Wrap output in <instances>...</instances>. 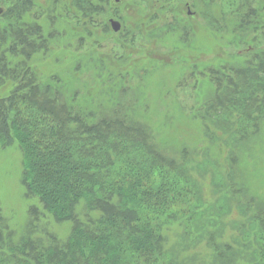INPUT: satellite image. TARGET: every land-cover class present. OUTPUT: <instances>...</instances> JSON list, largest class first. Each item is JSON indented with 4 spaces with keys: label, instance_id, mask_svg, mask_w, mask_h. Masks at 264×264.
<instances>
[{
    "label": "rangeland",
    "instance_id": "374dc122",
    "mask_svg": "<svg viewBox=\"0 0 264 264\" xmlns=\"http://www.w3.org/2000/svg\"><path fill=\"white\" fill-rule=\"evenodd\" d=\"M76 1L36 0L26 14L50 38L49 50L32 59L39 78L59 86L68 101L77 94V104L99 114L125 113L150 131L160 150L185 161L198 187L201 213H184L165 224L168 247L189 245L187 257L205 254L209 233L216 231L217 242L230 243L239 253L234 264H256L248 252L257 251L264 228V108L253 113H262L254 122L241 123V112L235 111L226 125L220 120L225 110L215 112L209 105L217 70L260 65L264 0H94L99 11L92 21ZM11 5L0 0V14ZM111 19L121 23L120 30L112 28ZM23 163L17 141L0 147V210L13 238L33 225L37 238L67 237L70 225L26 196ZM244 231L249 248L241 251Z\"/></svg>",
    "mask_w": 264,
    "mask_h": 264
},
{
    "label": "trees",
    "instance_id": "16d2710c",
    "mask_svg": "<svg viewBox=\"0 0 264 264\" xmlns=\"http://www.w3.org/2000/svg\"><path fill=\"white\" fill-rule=\"evenodd\" d=\"M8 1L11 7L0 14V147L19 143L26 196L70 230L65 238L50 233L44 240L32 235L33 225L15 240L0 210V264H234L239 253L217 242L216 231L209 233L205 254L187 257L189 245L168 247L165 224L201 213L187 164L160 150L150 131L125 113L99 114L77 104V94L68 101L59 86L42 81L32 59L49 50L50 38L26 16L36 0ZM75 4L90 20L99 11L94 0ZM256 56L259 66L214 73L217 91L209 107L225 110L220 120L226 125L235 111L241 123L261 118L254 114L264 108V52ZM32 213L39 214L36 206ZM261 232L258 254L248 252L256 264H264L263 227ZM245 237L244 231L241 251L249 248Z\"/></svg>",
    "mask_w": 264,
    "mask_h": 264
},
{
    "label": "water",
    "instance_id": "95a60500",
    "mask_svg": "<svg viewBox=\"0 0 264 264\" xmlns=\"http://www.w3.org/2000/svg\"><path fill=\"white\" fill-rule=\"evenodd\" d=\"M116 1H119V0H116ZM0 11H1V9H0ZM111 25L115 31H118L121 29V23L115 19H111Z\"/></svg>",
    "mask_w": 264,
    "mask_h": 264
}]
</instances>
